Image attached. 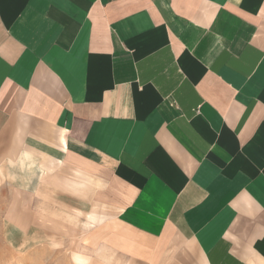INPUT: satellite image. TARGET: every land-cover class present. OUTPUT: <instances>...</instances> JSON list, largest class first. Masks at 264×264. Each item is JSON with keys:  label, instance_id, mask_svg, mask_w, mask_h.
<instances>
[{"label": "crops", "instance_id": "obj_1", "mask_svg": "<svg viewBox=\"0 0 264 264\" xmlns=\"http://www.w3.org/2000/svg\"><path fill=\"white\" fill-rule=\"evenodd\" d=\"M66 208L74 264H264V0H0V263Z\"/></svg>", "mask_w": 264, "mask_h": 264}, {"label": "rangeland", "instance_id": "obj_2", "mask_svg": "<svg viewBox=\"0 0 264 264\" xmlns=\"http://www.w3.org/2000/svg\"><path fill=\"white\" fill-rule=\"evenodd\" d=\"M74 216L75 215L73 214V210L66 208V210H65L66 239H65V244H64V251H61L62 253H64L63 264L77 263L74 259V258H76V255L74 253H82V255L87 256V252H83V251H79V250H72L73 249V244H72L73 238H72L71 233H72L73 228L76 226V223L73 224V222H76V221H74V219L77 221L79 219L77 216H75V217ZM2 253L6 255L7 252H2ZM25 257L26 256L24 255V252H18V254L16 256L17 264H25ZM8 258H9V255H6L5 259L8 260ZM59 261L61 263L60 259H59ZM77 261L80 262L78 264H81V262H84L83 259H81V260L79 259ZM7 263L9 264L8 261H6L4 263H0V264H7ZM54 264H57L56 260H54Z\"/></svg>", "mask_w": 264, "mask_h": 264}]
</instances>
